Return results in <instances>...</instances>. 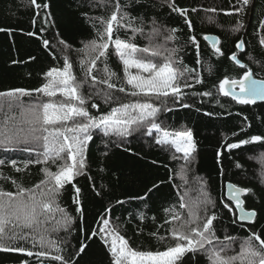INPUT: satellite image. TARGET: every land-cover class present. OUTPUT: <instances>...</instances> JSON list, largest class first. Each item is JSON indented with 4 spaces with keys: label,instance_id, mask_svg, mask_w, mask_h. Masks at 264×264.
<instances>
[{
    "label": "trees",
    "instance_id": "trees-1",
    "mask_svg": "<svg viewBox=\"0 0 264 264\" xmlns=\"http://www.w3.org/2000/svg\"><path fill=\"white\" fill-rule=\"evenodd\" d=\"M45 2L49 4V8L40 10V15L37 16L31 0H0V29H5L0 31V92L13 88L34 90L41 87L46 82L44 74L50 68L63 67L64 56L73 64L77 80L85 78L80 65L84 56L77 50L94 38L95 30L82 13H88L90 17H107L112 10L110 3L105 6L103 0H37V3ZM175 2L189 10L191 30L185 25L183 17L167 7L165 0H135V3L121 0L122 4H129L133 16L145 18V34L151 27L152 19L166 29L179 30L177 40L165 42L163 36H159L154 38V43H165L168 48H177L179 51L176 58L182 60L187 67L194 68L196 72L193 75L198 74L203 83L196 84L189 78L188 82L193 87L183 90L187 94L183 103L190 106L185 108L179 101L168 100L166 106L171 110L162 111L157 122L163 121L169 130L191 128L197 150L190 161L186 162L180 158L179 153H175L176 158H173L174 149L156 144L146 134L133 133L128 137L109 138L94 130L87 154L88 167L84 175L75 177L73 181L82 190L84 217L80 219V214L76 212L72 184L66 185L57 202L74 220L68 232L61 229L52 234V239L67 242L60 243L66 257L77 251L81 243L87 245L85 252L75 258L78 264H111L110 254L99 236L86 239L91 236L93 229L102 225L104 218L109 219L110 224L119 226L121 234L134 249L163 251L172 243L167 231L172 224H166L165 221H170L175 213L187 218L190 203L188 189L195 185L204 188L216 202L217 208H210L209 214L213 210L217 213V220L214 221L217 235L221 239L226 235L235 237L237 243L233 248L236 251H239L238 242L249 235L250 228L254 231L264 228V166L260 160L264 153V143L254 142L230 151L226 148L228 143L247 139L252 135H264V102L243 105L218 91L219 82L225 76L238 78L242 75L240 67L229 59L233 52L252 68L256 77L264 78V46L259 43L264 36V29L260 26V21L264 20V0H250L242 13L232 15L225 13L239 7L240 0ZM213 8L217 11H207ZM192 9L196 11L193 12ZM48 12L51 13L50 22L45 24L43 20ZM209 16H214L215 20L209 21ZM238 20L243 22L244 27L234 31ZM41 28L44 31L41 32ZM30 32L35 35L30 36ZM207 34L219 36L218 46L224 51V56L214 55L210 43L203 39ZM119 35L126 38L131 37L132 33L130 30H121ZM191 35H195L200 44L199 64L196 62V50L188 39ZM241 38L246 42L242 53L235 47L236 41ZM45 39L49 41L48 47L43 45ZM133 42L141 48L149 44L146 35L140 34H136ZM65 44L71 45V48L66 49ZM107 62L117 74L118 78H114L117 89H107V85L101 84H96L95 88L85 85L81 89L85 96L96 89H107L119 98L116 102L106 104L102 97L93 95L91 101H88L89 111L97 116L107 113L119 103L143 102L147 99L131 95V87L124 81L123 64L113 53L111 45ZM209 67L211 71H208ZM102 68L103 64L98 62L93 75L102 78ZM88 79L90 81V77ZM121 85L125 86V92L118 91ZM207 91H211L213 95H198ZM32 98L45 102L48 100L34 91ZM32 98L25 97V100L27 102ZM152 102L158 107L162 106L155 97H152ZM91 103H97L99 108H91ZM242 127L245 129L243 132L240 131ZM218 151L221 153L219 161ZM0 159L16 160L17 166L23 169L17 173L10 163L0 166V188L5 191L16 190L9 177L30 188L45 178L42 171L44 167L53 172L57 170V164L51 162L47 165L33 163L25 169L23 162L35 160L37 156L35 152L25 151L23 146L9 149L0 147ZM227 181L252 190L244 197V205L247 209H256L258 213L254 227L250 223L239 222L238 219L236 223H232L238 216L235 205L232 202L231 212L223 207L224 203L230 202L225 195ZM153 185L158 187L153 188ZM149 189L152 191L149 192ZM118 200L124 203L118 204ZM181 203L188 207L180 208ZM106 209L110 211L106 212ZM165 209L169 211L166 212ZM61 215L59 212L55 213L48 226H55V220L61 219ZM160 236H165L166 239L160 240ZM36 250L38 249H33ZM52 252L53 255L57 254L54 249ZM40 260H44V264H59L53 262L51 257L44 259L29 257L25 253L0 251V264H21L23 261L38 264ZM183 264H208V260L203 253H189L183 258Z\"/></svg>",
    "mask_w": 264,
    "mask_h": 264
},
{
    "label": "snow or ice",
    "instance_id": "snow-or-ice-1",
    "mask_svg": "<svg viewBox=\"0 0 264 264\" xmlns=\"http://www.w3.org/2000/svg\"><path fill=\"white\" fill-rule=\"evenodd\" d=\"M103 2L105 6L109 3L111 5L112 10L107 17H90L88 13H82L95 30L94 38L77 50L84 54V58L80 60L81 69L85 74L83 80H77L73 72V64L67 56H64L63 67L50 68L44 74L46 82L41 87L34 90L13 88L0 92V147L9 149L23 146L25 151L35 152L37 159L24 161L25 169L33 163L57 164V170L54 172L44 167L42 171L45 178L30 188L24 187L22 183L11 177L8 179H11L16 190L5 191L0 188V251L25 253L29 257L44 259L51 257L53 262L59 264H78L75 258L85 252L87 245L81 243L77 251L66 257L60 243L67 242L52 239V234L58 233L61 229L68 232L74 220L57 202L66 185L72 184L73 203L77 205L76 212L80 214V219L84 217L81 203L82 190L75 186L73 181L75 177L84 175L88 167L87 154L89 142L93 140L95 134L94 130L102 132L109 138L128 137L133 133L146 134L151 136L156 144L174 149L173 158H176L175 153H181L180 158L186 162L190 161L197 150V142L191 128L169 130L163 121L157 122L162 111L171 110L166 106L168 100L179 101L185 108L190 106L183 103V99L187 98L183 90L193 87V84L188 82L189 78L196 84L203 83L198 74L193 75L196 72L194 68L187 67L182 60L176 58L179 51L177 48H168L165 43L153 42L154 38L159 36H163L165 42L177 40L179 30L166 29L152 19L151 27L145 34L147 21L142 16H133L129 4H122L121 0H103ZM165 2L172 12L184 18L185 25L191 30L189 10L178 6L175 0H165ZM31 3L37 10V16L40 15V10L49 8L46 2L37 3V0H31ZM131 3H135V0H131ZM249 3L250 0H240L239 7H234L225 14L242 13ZM191 11L194 12L196 9ZM207 11L217 10L213 8ZM50 17L51 13L48 12L43 23L48 24ZM207 19L214 21L215 17L209 16ZM35 22L34 18L33 24ZM260 26L264 29V20L260 21ZM243 27V22L238 20L233 30L239 31ZM121 30L126 32L130 30L132 36L122 38L119 35ZM40 31L44 29L41 28ZM136 34L146 35L149 44L143 48L139 47L133 42ZM29 35L35 33L30 32ZM188 39L196 50L198 57L196 62L199 64V41L195 35L189 36ZM203 39L208 41L209 36L205 35ZM61 43L65 42L61 41ZM219 43V38L212 42L214 55L224 56L222 48L217 46ZM245 43L244 39H238L235 47L242 53ZM259 43L264 46V36L260 38ZM43 45L48 47L49 41L43 40ZM110 45L113 53L123 64L124 81L131 87V95L143 96L147 99L143 102L119 103L107 113L97 116L89 111L88 101H91L93 95L102 97L106 104L119 99L113 92L107 90L117 89V85L112 80L118 78L107 62ZM65 48L69 49L71 45L65 44ZM157 58L162 62H158ZM29 59L34 60L35 57ZM229 59L240 67L242 76L238 79L225 76L219 82L218 91L243 105L256 104L257 100L264 101V79H255L252 68L244 63L236 52H233ZM98 62L103 64V68L100 69L103 72L102 78L93 75L94 70H97ZM132 69L136 71L133 72ZM208 71H211V67ZM96 84L107 85V89H96L87 96L81 91L85 85L95 88ZM33 91L47 97L48 100L45 102L42 99L32 98ZM118 91L125 92V86L121 85ZM57 93L63 99L54 100ZM198 95L211 97L213 94L207 91ZM25 97L32 99L26 102ZM152 97L159 100L162 106H156L152 102ZM216 102L219 103V100ZM90 107L97 109L99 105L91 103ZM207 114L212 115V113ZM240 131L243 132L245 129L242 127ZM254 142L264 143V135H252L247 139L228 143L226 148L230 151ZM220 156L221 153L218 151V161ZM261 159L264 160V153L261 154ZM6 163H10L17 173L23 170L17 166L16 160L0 159V166ZM156 187L158 186L153 185V188ZM228 187L231 189V201L224 203L223 207L231 212L234 202L235 209L239 212L232 223H236L238 219L249 222L254 227L258 213L256 209H246L242 199L252 190L231 183ZM151 191L152 189H149V192ZM202 192V198L193 206L180 204V208L188 207L187 218L175 213L170 221H165L166 224H172L167 229L168 238L172 243L163 251L134 249L128 239L121 234L119 226L110 224L107 218H104L102 225L98 229H93L91 236L86 239L99 236L110 254L111 264H183V258L189 253L193 255L203 253L207 257L208 264H264V228L255 231L250 228L249 235L238 242L239 251H236L233 248L237 243L235 237L226 235L221 239L217 235L214 224L217 213L213 210L209 214V209H216L217 204L206 191H203V188ZM117 203L123 204L124 201L118 200ZM105 211L109 212L110 209ZM165 211L169 210L165 209ZM57 212L62 214L61 219L55 220V226L49 227V222L54 219V214ZM158 238L166 239L165 236ZM33 249L38 250L33 251ZM53 249L57 254L53 255ZM21 264L27 262L23 261ZM38 264H44V260L38 261Z\"/></svg>",
    "mask_w": 264,
    "mask_h": 264
},
{
    "label": "rangeland",
    "instance_id": "rangeland-1",
    "mask_svg": "<svg viewBox=\"0 0 264 264\" xmlns=\"http://www.w3.org/2000/svg\"><path fill=\"white\" fill-rule=\"evenodd\" d=\"M153 42H155V41H153ZM145 55H150V54H145ZM82 56H84L83 53H82ZM157 61L158 62H162V60H160V58H157ZM131 71L135 72L136 69H132ZM112 82L115 83L114 82V78H113ZM45 98H47V97H45ZM54 99H57V101H59V100L63 99V97L59 93H57V96ZM154 135H155V133H154ZM179 155L182 157V154L181 153H179ZM260 160L262 161V164L264 166V160H262L261 157H260ZM203 191H206V190L203 188ZM188 194H189L188 196L190 197L189 198L190 199L189 207H191V206L194 205V203L198 199H201L202 198V195H203L202 188L201 187H198L197 185H195L194 187H191L190 189H188ZM201 215H203V213H201ZM185 217L186 216H184L182 218H185Z\"/></svg>",
    "mask_w": 264,
    "mask_h": 264
},
{
    "label": "water",
    "instance_id": "water-1",
    "mask_svg": "<svg viewBox=\"0 0 264 264\" xmlns=\"http://www.w3.org/2000/svg\"><path fill=\"white\" fill-rule=\"evenodd\" d=\"M208 36H209V40H208V42L210 43V45L212 46V42L213 41H215L217 38H219V36H217V35H215V34H207ZM219 41H220V39H219ZM219 45V44H218ZM217 45V46H218ZM245 63V62H244ZM242 76V75H241ZM240 76V77H241ZM240 77H238V78H240ZM238 78H234V79H238ZM254 78L255 79H264V78H259V77H256L255 75H254ZM260 102H264V101H261V100H257V102L256 103H260ZM233 184V185H236L235 183H233V182H231V181H227L226 182V184H225V195H226V198L229 200V201H231V189L228 187V185L229 184ZM238 186V185H237ZM239 187H241V186H239ZM244 188V187H243ZM242 199L244 200V197H242ZM233 204H234V202H233ZM244 204H245V201H244ZM246 208V207H245ZM247 209V208H246ZM237 210V209H236ZM248 210H250V209H248ZM237 215H239V212H238V210H237ZM238 217V216H237ZM239 222H245V223H249V222H246V221H239Z\"/></svg>",
    "mask_w": 264,
    "mask_h": 264
}]
</instances>
